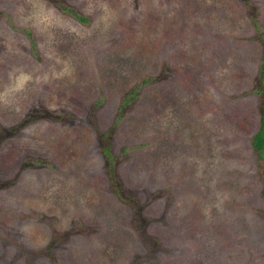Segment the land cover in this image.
I'll return each mask as SVG.
<instances>
[{
    "label": "rangeland",
    "instance_id": "rangeland-1",
    "mask_svg": "<svg viewBox=\"0 0 264 264\" xmlns=\"http://www.w3.org/2000/svg\"><path fill=\"white\" fill-rule=\"evenodd\" d=\"M262 54L264 0H0V264H264Z\"/></svg>",
    "mask_w": 264,
    "mask_h": 264
},
{
    "label": "trees",
    "instance_id": "trees-1",
    "mask_svg": "<svg viewBox=\"0 0 264 264\" xmlns=\"http://www.w3.org/2000/svg\"><path fill=\"white\" fill-rule=\"evenodd\" d=\"M82 18V17H80ZM262 58H264V54H262ZM250 144L255 153L257 160L259 161V167L261 169L262 177H261V193L264 195V115L259 117V123L257 129L250 137ZM108 153L107 150H105Z\"/></svg>",
    "mask_w": 264,
    "mask_h": 264
}]
</instances>
